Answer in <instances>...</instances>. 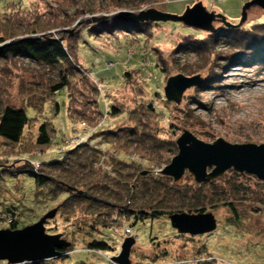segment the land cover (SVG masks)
Returning a JSON list of instances; mask_svg holds the SVG:
<instances>
[{
	"label": "rangeland",
	"instance_id": "1",
	"mask_svg": "<svg viewBox=\"0 0 264 264\" xmlns=\"http://www.w3.org/2000/svg\"><path fill=\"white\" fill-rule=\"evenodd\" d=\"M250 1L156 0L133 10L108 6L109 0H0V35L3 34L7 42L10 37H25L27 35L22 33L33 29L35 34L29 36L50 33L64 39V46L76 36L70 43L75 44L72 45L75 52L72 67L80 71L79 75L70 79L66 92L68 104L73 108L70 121L66 114L65 93L61 91L55 97L47 94L49 86L58 82L54 72L26 58L9 57L7 61H0V101L4 105L27 109L34 100L48 98L50 102L37 115L31 108L26 110L27 116L36 120L30 122L23 147L20 146L18 152L13 147H0V167L19 168V162L23 160L33 162L36 167L39 163L58 160L61 151L65 152L70 146L85 142L103 153L98 166L113 152L122 160L142 163L145 173L155 175V172L169 164L176 153L169 157L162 156L168 162L160 164L156 159L159 157L151 160L143 156L142 152L134 148L123 149L119 144L105 146L98 137L102 130L136 125H141L153 135L173 141L183 130H188L206 143L222 138L231 144H263L264 58L262 60L260 57L259 62L252 60L260 45L244 43L242 46L248 52L247 57L252 59L242 61L237 50L241 44L234 48L218 41L213 47L210 63L219 59V64L202 70H199L203 65L199 56L179 51V46L187 41L213 43L217 36L224 39L230 34H236L237 39L243 40L248 33L244 28L264 24V10L258 6L247 9L241 21L243 8ZM125 2L134 4L136 1ZM197 3L206 12L214 14L213 33L186 27L178 22H150L143 32L116 30L90 35V30L98 29L99 24L112 19L130 23L115 18L118 11L137 14L140 10L153 8L169 15L181 16L187 7L192 8ZM84 4H93L95 9L100 7L104 11L80 15L74 23L64 25L67 18H71L76 9ZM215 52L219 55H215ZM220 56H224L222 61ZM228 57L231 58L227 60ZM123 72L128 76L122 77ZM178 74L187 77L199 75L204 82L200 87L187 89L180 104L176 105L165 100L163 89L166 80ZM236 85L242 87L236 89ZM51 100L58 105L56 113H51L54 105ZM97 107L102 112L113 107L120 114L107 119ZM193 110L197 115L193 114ZM44 121L50 123L55 134L50 148L53 150L43 153L44 149L34 147L31 141ZM19 152H27L26 156L18 157L21 161L16 160ZM36 152L42 153L39 155ZM3 179L4 185L0 183V230L7 229L13 220L17 221L20 229L32 225L55 210L54 217L44 224L45 232L59 235L61 240L70 242V248H74V251H68L65 259L48 260L45 264H114L112 257L119 253L121 243L127 237L124 234L127 225L131 227V237L136 239L130 251L131 264H177L181 261L187 264L203 261L214 264H264V185L252 176L228 171L223 178L214 181L218 189L227 192L232 186L237 190L240 188L238 195L230 196L237 201L235 206L240 221L234 224L231 215L221 206L207 210L214 214L217 229L209 235L195 237L178 235L163 216L138 221L133 225L132 222L126 224L128 218L113 213V217H118L117 220L111 224L112 216L109 217L103 229V224H94L95 215H87L83 208L65 216L57 211L54 203L48 208L43 206L39 211L23 207L22 213L17 209L13 217H5L1 214L2 204L17 208L23 206L18 200L31 199L34 183L25 174ZM131 182L133 184V180ZM17 184L19 187L15 188ZM187 184L194 186L185 175L180 185ZM100 238L107 242L108 250L98 251L99 254L84 250L88 243ZM0 264L8 263L1 261Z\"/></svg>",
	"mask_w": 264,
	"mask_h": 264
},
{
	"label": "trees",
	"instance_id": "2",
	"mask_svg": "<svg viewBox=\"0 0 264 264\" xmlns=\"http://www.w3.org/2000/svg\"><path fill=\"white\" fill-rule=\"evenodd\" d=\"M108 6H115L117 8L128 7L129 9H139L144 4H147L156 0H135L134 4L125 2L124 0H109ZM88 3V2H87ZM92 6H94L92 4ZM91 5L79 6L71 18H67L64 25L74 23L80 15L89 14L93 15L96 11L103 10L100 7H92ZM104 11V10H103ZM150 22H143L139 24L119 22L116 19L103 22L99 24L98 29L90 30V35H97L102 32L113 31H125L127 33L143 32L144 27L148 26ZM257 27V28H256ZM254 28L257 30L254 31ZM247 30L243 40L237 39L236 34H230L224 39L213 40V43L202 42L201 40H194V42H185L179 46V51L189 52L200 57V63H203L202 68H212L219 64L216 59L210 63V57L214 54L213 47L222 41L226 46L237 48V45L241 44L237 48L239 51V60L246 61L248 59V52L245 49L246 45L259 44L260 48L255 50V56L253 61H258L260 57L264 58V53L261 54L264 47V24H253ZM33 31V32H32ZM27 31V36L22 38L10 37L7 42L4 35H0V61H7V58H26L33 61L39 66L47 68V70L55 73L58 82L49 86L47 94L54 97L61 91L66 95V114L70 121H72L71 110L73 109L68 104V93L66 94L70 79L79 75L80 71L77 68L72 67L73 59H75L74 47L75 44H70L75 40V36L66 46H64V39H60L50 33L29 36L35 34V30ZM71 38V37H69ZM260 51V52H259ZM254 52V51H253ZM219 55L215 52V55ZM224 56H220V59ZM9 58V59H10ZM231 58L228 57L227 60ZM238 60V61H239ZM260 60V61H262ZM222 61V59H221ZM210 63V65H209ZM215 65V66H214ZM128 76L123 72L122 77ZM207 83V81H205ZM40 101V100H34ZM27 109L31 108L36 114L39 110H45V104L50 103L48 98H42L40 102H34ZM53 103L51 113H56L58 105ZM97 103V102H96ZM24 108H18L16 106L4 105L0 101V147L11 148L18 152L20 146L23 147V140L25 132L28 129L30 122L36 120V118L30 119ZM97 110L101 115H106L107 119L119 115V110L113 107H109L108 110L102 112L100 108ZM153 111V108H150ZM108 111V112H107ZM104 113V114H103ZM106 113V114H105ZM37 115V114H36ZM41 115V114H40ZM139 124V123H137ZM55 131L49 122H43L39 125L37 132L33 136L31 144L34 147L44 149V152H49L52 146ZM97 135V134H96ZM98 137L101 140L102 145H120L123 149L134 148L142 152L143 156H148L151 160L158 159L160 164H166L167 158L162 156H173L176 153V146L173 140L161 138L158 135L151 134L148 130H145L140 125L134 127H124L117 130L106 129L99 132ZM53 149H50L52 151ZM136 152V153H137ZM38 153V152H36ZM42 152L38 154L41 155ZM135 153V154H136ZM27 152H19L16 156V160L21 161L18 158L26 156ZM61 157L56 161L47 163H39L38 167H35L33 162L29 160H23L19 162L20 166L11 167L0 170V183L4 185L3 177H18L20 175H28L34 183L33 195L30 200L19 201L18 203L23 206H6L2 204V212L5 217H13L15 211L19 209L22 213L23 207L25 209H31L33 211H39L43 206L50 207L49 205H57L55 208L58 212L65 216L76 212L77 209H84L86 214L95 215L96 219L94 224H103L102 228L105 229L106 219L112 218L111 224L115 223L118 217H113V213L117 216L128 218L130 222L136 224L138 221L144 222L145 220H154L163 216L167 218L168 215L175 212H189V213H204L207 210H215L219 206L225 208L234 220V224L240 221L238 211L235 206V200L230 196L239 194V189H235L234 186L229 188L230 192L223 189H218L216 182L209 184H202L200 186L187 185H175L172 180L160 175L147 174L142 169V163L138 161H126L118 158L113 152L106 158V161L98 166L103 157V153L95 147H90L88 143L82 142L75 147H69L65 152L61 151ZM138 154V153H137ZM136 154V155H137ZM140 157V156H139ZM140 159V158H139ZM141 160V159H140ZM144 160L142 159V162ZM25 162V163H24ZM158 163V164H159ZM159 164V165H160ZM154 167V166H153ZM19 173H18V172ZM236 176V175H235ZM133 180V184H131ZM234 184V183H233ZM232 184V185H233ZM19 184L15 185L18 188ZM0 199H2L0 197ZM25 211V210H24ZM109 221V220H108ZM125 224V223H124ZM127 228H131L127 225ZM7 229L16 230L20 229L16 220H13ZM102 229V230H103ZM102 233V232H100ZM103 235V234H102ZM179 235V234H178ZM209 235V234H208ZM103 238L95 239L87 244L84 250L90 253L99 254L98 251L108 250V244ZM71 244L68 242V246L60 249L61 254L58 258L51 260H63L68 256L69 252L74 251V248H70ZM72 249V251H71ZM69 251V252H68ZM48 261V260H46ZM46 261H41L31 264H45ZM177 264H187L185 261H181ZM197 264H214L212 262H197Z\"/></svg>",
	"mask_w": 264,
	"mask_h": 264
},
{
	"label": "water",
	"instance_id": "3",
	"mask_svg": "<svg viewBox=\"0 0 264 264\" xmlns=\"http://www.w3.org/2000/svg\"><path fill=\"white\" fill-rule=\"evenodd\" d=\"M251 6H258L264 10V0H251L246 4L242 11L241 21L245 18V11ZM115 16L118 20L133 23L178 22L186 27L214 32L212 26L214 14L206 12L200 3L192 8L187 7L181 16L169 15L153 8L140 10L137 14L118 11ZM203 82L204 80L199 75L187 77L178 74L169 77L163 89L165 100L178 105L187 89L200 87ZM174 144L176 154L170 159L169 164L163 166L157 174L171 179L175 185H179L185 175L196 187L209 184L223 178L228 171L252 176L264 185V143L231 144L222 138L206 143L190 131L183 130ZM54 214L55 210H52L36 223L21 229H1L0 262L31 264L58 258L61 255L59 250L67 247L68 243L61 240L59 235H49L45 232L44 224L52 219ZM168 221L177 234L191 237L208 235L217 229V220L212 212H175L168 215ZM135 241L133 237L124 238L120 251L112 257V262L131 264L130 251Z\"/></svg>",
	"mask_w": 264,
	"mask_h": 264
},
{
	"label": "built area",
	"instance_id": "4",
	"mask_svg": "<svg viewBox=\"0 0 264 264\" xmlns=\"http://www.w3.org/2000/svg\"><path fill=\"white\" fill-rule=\"evenodd\" d=\"M38 166V165H37ZM36 166V167H37ZM159 171H157V172H155L156 174L155 175H158L157 173H158ZM124 234L127 236V237H131V236H133V234H132V231H131V229L130 228H126L125 230H124ZM115 264V263H114Z\"/></svg>",
	"mask_w": 264,
	"mask_h": 264
},
{
	"label": "bare ground",
	"instance_id": "5",
	"mask_svg": "<svg viewBox=\"0 0 264 264\" xmlns=\"http://www.w3.org/2000/svg\"><path fill=\"white\" fill-rule=\"evenodd\" d=\"M241 87H242V85H236L235 86L236 89L241 88ZM193 112H194L193 114L197 115L196 112H195V110H193Z\"/></svg>",
	"mask_w": 264,
	"mask_h": 264
}]
</instances>
